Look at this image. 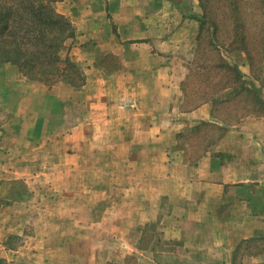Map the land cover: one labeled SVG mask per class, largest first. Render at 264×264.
Masks as SVG:
<instances>
[{
  "label": "crops",
  "instance_id": "0c3cea01",
  "mask_svg": "<svg viewBox=\"0 0 264 264\" xmlns=\"http://www.w3.org/2000/svg\"><path fill=\"white\" fill-rule=\"evenodd\" d=\"M49 1L72 26L64 55L82 80L0 64V263L40 264L44 235L62 232L40 218L61 206L70 233L74 203L76 264H264V96L238 26L228 47L211 34L234 76L203 86L201 0Z\"/></svg>",
  "mask_w": 264,
  "mask_h": 264
},
{
  "label": "rangeland",
  "instance_id": "374dc122",
  "mask_svg": "<svg viewBox=\"0 0 264 264\" xmlns=\"http://www.w3.org/2000/svg\"><path fill=\"white\" fill-rule=\"evenodd\" d=\"M201 2L203 6L202 17H204L205 21L203 23V29H206V32L204 31L205 37L202 39L201 53L194 68L195 71L192 73L194 76L192 79L194 80L193 82L203 86H205V84L211 83L216 87H220L221 84H228L230 75L232 78L234 73L228 71V67L225 66V64H221L219 60L220 58L216 50L213 48L212 41L214 38H212L213 36L211 34L214 36L218 35L219 41L215 39L217 44L220 42L227 46L230 44L229 34H231L232 30L236 29L235 27L238 26V43H241L242 45L244 39H247V41L251 43L250 47L252 48V53L254 55L253 59L257 62L256 66L254 67V84L258 90V93H262V96H264V61H262V59L264 60V54L262 53L264 44V6L261 4V0H201ZM232 47L233 45H231V48ZM231 48L229 47V49ZM64 52L63 57L69 59L68 55H64ZM207 78H210L212 81ZM250 99V104H255V110L257 111V109L260 107L258 106L259 104L257 100L253 102L254 99L251 97ZM248 103L249 102L247 98H243L242 112H244L245 104ZM224 112L225 110L222 111V113ZM226 112L228 113V111ZM121 174H123L122 171ZM85 175L88 176V179H90L89 182L91 187V185L97 180L98 176H96L91 171H87ZM70 207L73 211V226L69 230L70 233H64L65 228L62 226V214H59L64 210V208L61 206L58 208V216H56L55 219H52L49 216V218H40L41 223L43 222L46 229L49 227H56L57 229L62 230V232L60 231L58 233L50 234L46 233L44 235L46 239H50V244L44 247L43 253L40 256V264H43L42 260L44 261V259H47L46 264L52 258H54V262L52 263L51 261V264H76L78 259H80L82 248L81 238L85 235L82 236L80 233L75 232V229L80 228V217L82 212H84V209L82 210L80 205L74 203H72ZM55 223H57V225H55ZM30 227H33V224L30 225ZM33 236L37 238L36 241L41 240L39 237H42L41 235ZM88 237L89 243L96 242L95 234H89ZM27 240L28 238L24 239V237H13L9 240V244L16 247L22 241ZM44 240L45 239L41 241ZM251 244L252 243L249 242L246 248H248V252L254 253V250L256 249L251 251ZM255 244H257L260 248H264V237L260 238L259 241L255 242Z\"/></svg>",
  "mask_w": 264,
  "mask_h": 264
},
{
  "label": "trees",
  "instance_id": "16d2710c",
  "mask_svg": "<svg viewBox=\"0 0 264 264\" xmlns=\"http://www.w3.org/2000/svg\"><path fill=\"white\" fill-rule=\"evenodd\" d=\"M72 35L49 0H0V64L16 65L30 80L80 84V69L63 57Z\"/></svg>",
  "mask_w": 264,
  "mask_h": 264
}]
</instances>
